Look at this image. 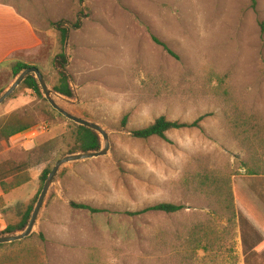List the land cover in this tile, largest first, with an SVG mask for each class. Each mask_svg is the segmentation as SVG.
Returning a JSON list of instances; mask_svg holds the SVG:
<instances>
[{
	"label": "rangeland",
	"instance_id": "374dc122",
	"mask_svg": "<svg viewBox=\"0 0 264 264\" xmlns=\"http://www.w3.org/2000/svg\"><path fill=\"white\" fill-rule=\"evenodd\" d=\"M12 2L40 43L0 67V93L18 60L52 88L64 54L72 95L56 100L107 129L111 149L60 168L35 230L0 244V264H240L235 218L209 190L218 179L239 185L247 146L264 148V0ZM40 94L20 84L0 104V127L31 124L0 136V235L33 208L43 170L75 147L73 122ZM161 115L199 127L170 130L168 141L132 135ZM159 202L184 207L125 213Z\"/></svg>",
	"mask_w": 264,
	"mask_h": 264
},
{
	"label": "trees",
	"instance_id": "16d2710c",
	"mask_svg": "<svg viewBox=\"0 0 264 264\" xmlns=\"http://www.w3.org/2000/svg\"><path fill=\"white\" fill-rule=\"evenodd\" d=\"M61 32L60 43L64 45L66 39V28H59ZM153 41L161 46H163L170 54L176 56V54L167 46V44L161 41L157 36L151 35ZM62 60H60V67L65 68L64 61H66L64 54H60ZM32 66L28 65L22 61H16L11 66V72L15 76L20 70L25 67ZM57 83L53 85V89L57 92L71 96L72 91L69 85L68 74L63 69H58ZM21 86L32 90L37 95L40 94V90L35 78L32 75L27 76L21 83ZM14 118L8 119L4 125L0 127V136L7 139L10 136L26 131L30 127V123H24L20 120H13ZM125 120V119H124ZM199 120L193 122H180L179 120H171L161 115L154 119V121L144 127L132 130V135L137 138L147 139L153 136L162 138L168 141L166 133L173 129H181L187 127H199ZM124 123V122H123ZM73 127V138L75 141V147H73L70 152L74 150L87 151L90 149L99 148L98 135L92 130L72 123ZM248 152L247 161H242V166L245 168V173L250 176H259L262 181H264V148L255 147L253 145H248L246 148ZM50 171V168L43 170L41 174V183L43 182ZM24 181H17L12 185H6L4 182L1 183L3 190L7 191L14 188L16 185L22 184ZM220 180H216L214 186H210L209 196L214 197L215 204H219L220 200H224V204L221 205L225 210H231V213L238 218V225L240 228V238L243 246L244 253V263L245 264H264V229L258 225L255 220L249 215V212L242 206V204L235 200L233 187L225 180L223 183H219ZM202 186L206 190V183L203 181ZM42 187V186H41ZM220 196V197H219ZM224 196V198L222 197ZM70 206L78 209H85L91 212H101L105 211L103 208L93 207L87 203L70 201ZM184 206L181 204H176L172 202H159L151 205H146L140 209L133 211H126L127 214H145L150 212H158L165 214H175L178 213ZM32 206L29 205L28 208L23 213L21 220L14 225H8L5 230L6 232H12L18 229H22L30 215Z\"/></svg>",
	"mask_w": 264,
	"mask_h": 264
},
{
	"label": "water",
	"instance_id": "95a60500",
	"mask_svg": "<svg viewBox=\"0 0 264 264\" xmlns=\"http://www.w3.org/2000/svg\"><path fill=\"white\" fill-rule=\"evenodd\" d=\"M65 43H66V39H65ZM60 69H63L68 74L66 67ZM29 75H32L35 78L39 90L41 91L44 98L47 100L49 105L54 110H56L59 114H61L66 119L72 121L76 125L84 126L98 135L99 148L90 149L87 151L79 150L75 152H70L57 159L43 182V185L39 191L36 202L30 212L29 218L25 226L22 229L16 230L15 232H11V233L9 232L0 235V244L22 240L33 233V231L36 228L38 216L42 209V205L46 198L48 190L51 187V185L55 182L57 173L59 172L60 168L63 165L76 161L105 156L110 153V149H111L109 131L105 129L102 125H100L98 122L92 119L79 116L67 110L62 105H60L57 102L56 98L64 99L65 98L64 96L66 95L57 92L56 90L53 89V87L51 88L46 82V79L43 76L42 72L34 65L23 68L14 76L11 83L0 93V104L3 103L4 100H6L15 91V89L22 83V81ZM68 80L71 84V78L69 74H68Z\"/></svg>",
	"mask_w": 264,
	"mask_h": 264
},
{
	"label": "crops",
	"instance_id": "0c3cea01",
	"mask_svg": "<svg viewBox=\"0 0 264 264\" xmlns=\"http://www.w3.org/2000/svg\"><path fill=\"white\" fill-rule=\"evenodd\" d=\"M39 43L40 38L29 17L22 13L12 0H0V67H5L9 63L6 62L8 58L17 52L33 49ZM259 176L246 174L239 185H233V193L235 200H238L264 229V181ZM234 218L239 234L240 264H245L238 218Z\"/></svg>",
	"mask_w": 264,
	"mask_h": 264
}]
</instances>
